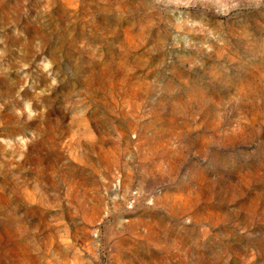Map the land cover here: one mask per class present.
<instances>
[{
    "label": "rangeland",
    "instance_id": "1",
    "mask_svg": "<svg viewBox=\"0 0 264 264\" xmlns=\"http://www.w3.org/2000/svg\"><path fill=\"white\" fill-rule=\"evenodd\" d=\"M0 264H264V0H0Z\"/></svg>",
    "mask_w": 264,
    "mask_h": 264
}]
</instances>
